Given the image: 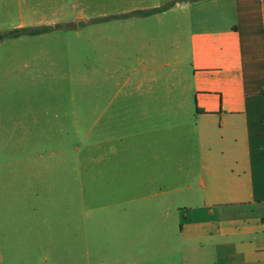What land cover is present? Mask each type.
<instances>
[{"label": "crops", "instance_id": "0c3cea01", "mask_svg": "<svg viewBox=\"0 0 264 264\" xmlns=\"http://www.w3.org/2000/svg\"><path fill=\"white\" fill-rule=\"evenodd\" d=\"M82 2L98 8L91 21L129 23L116 38L141 45L117 50L132 56L117 81L132 139L121 158L114 146L100 157L105 183L140 203L138 255L146 245L166 250L163 264H264V0Z\"/></svg>", "mask_w": 264, "mask_h": 264}, {"label": "rangeland", "instance_id": "374dc122", "mask_svg": "<svg viewBox=\"0 0 264 264\" xmlns=\"http://www.w3.org/2000/svg\"><path fill=\"white\" fill-rule=\"evenodd\" d=\"M76 1L0 0V264H163L162 247L138 255L139 201L100 175L101 153L121 158L132 139L117 83L132 56L117 50L141 45L116 38L129 23L91 21L98 8Z\"/></svg>", "mask_w": 264, "mask_h": 264}, {"label": "trees", "instance_id": "16d2710c", "mask_svg": "<svg viewBox=\"0 0 264 264\" xmlns=\"http://www.w3.org/2000/svg\"><path fill=\"white\" fill-rule=\"evenodd\" d=\"M185 1H191V0H185ZM170 5H172V4H168V5L157 7V8L147 9V10H137V11L132 12L131 14L150 15V14L156 13L158 11H161L163 9H166V8L170 7ZM53 29H54V27L49 26V25L36 26V27H31V28L20 27V28H16V29H13V30L7 32L6 36H8V37L9 36H18V35L23 34V33L36 35V34H42L45 32H49Z\"/></svg>", "mask_w": 264, "mask_h": 264}]
</instances>
